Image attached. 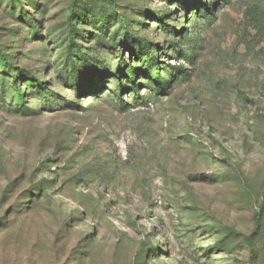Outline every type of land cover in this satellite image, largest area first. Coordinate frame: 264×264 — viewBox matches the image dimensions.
Returning a JSON list of instances; mask_svg holds the SVG:
<instances>
[{"label": "rangeland", "instance_id": "obj_1", "mask_svg": "<svg viewBox=\"0 0 264 264\" xmlns=\"http://www.w3.org/2000/svg\"><path fill=\"white\" fill-rule=\"evenodd\" d=\"M0 264H264V0H0Z\"/></svg>", "mask_w": 264, "mask_h": 264}, {"label": "trees", "instance_id": "obj_2", "mask_svg": "<svg viewBox=\"0 0 264 264\" xmlns=\"http://www.w3.org/2000/svg\"><path fill=\"white\" fill-rule=\"evenodd\" d=\"M147 63H148V65H155V63L153 61L152 62L148 61Z\"/></svg>", "mask_w": 264, "mask_h": 264}]
</instances>
